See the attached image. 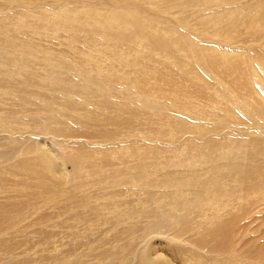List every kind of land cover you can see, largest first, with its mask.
<instances>
[{
    "label": "rangeland",
    "instance_id": "rangeland-1",
    "mask_svg": "<svg viewBox=\"0 0 264 264\" xmlns=\"http://www.w3.org/2000/svg\"><path fill=\"white\" fill-rule=\"evenodd\" d=\"M219 3L0 0V201L27 203L35 242L13 234L0 264H123L147 245L170 264H264L247 248L264 243V38H236L264 7ZM221 230L224 256L193 246Z\"/></svg>",
    "mask_w": 264,
    "mask_h": 264
},
{
    "label": "bare ground",
    "instance_id": "bare-ground-1",
    "mask_svg": "<svg viewBox=\"0 0 264 264\" xmlns=\"http://www.w3.org/2000/svg\"><path fill=\"white\" fill-rule=\"evenodd\" d=\"M221 1V3H222V6H224L225 8H227V9H232L233 10V13H235V11L234 10H236V9H238L239 11L240 10H242V11H248V12H251L252 10H254L256 7H258V6H262V7H264V0H218V2H220ZM28 3V2H27ZM221 3H219L220 5H221ZM9 4V3H8ZM222 6H219V7H221L222 8ZM171 7V6H170ZM217 7V6H216ZM223 7V8H224ZM4 8V7H3ZM167 8V7H166ZM165 8V9H166ZM173 8V7H172ZM184 8V7H183ZM191 8V7H190ZM206 8V7H205ZM205 8H204V11H205ZM210 7H208V9H209ZM171 9V8H170ZM177 9V8H176ZM189 9V8H188ZM207 9V8H206ZM217 9H219L218 7H217ZM258 9V8H257ZM182 11V10H181ZM229 13H230V11H229ZM259 13H261L260 12V10H259ZM221 14V13H220ZM228 14V13H227ZM240 14V13H239ZM243 14V13H242ZM197 15V14H196ZM261 15V14H260ZM202 16V15H201ZM240 16V15H239ZM245 16V15H244ZM252 16V15H251ZM250 16V17H251ZM259 16V14L257 15V17ZM196 17V16H195ZM231 16H229L228 18H227V20L230 18ZM232 17H233V14H232ZM168 18V17H167ZM245 18V17H244ZM233 19V18H232ZM231 19V20H232ZM250 19V18H249ZM249 19H248V21H249ZM253 19V18H252ZM251 19V20H252ZM189 20V19H188ZM230 20V19H229ZM235 20V19H234ZM248 21H245V22H248ZM185 22H187V21H185ZM256 21H254V23H255ZM260 22V21H259ZM238 23H240V22H238ZM219 24V23H218ZM241 24V23H240ZM250 24V23H249ZM249 24H247V25H249ZM215 25V24H214ZM226 25H227V23H226ZM229 25H230V22H229ZM242 25V24H241ZM217 26V25H216ZM237 26V25H236ZM235 26V27H236ZM246 26V25H245ZM245 26H244V28H245ZM252 26H253V24H252ZM257 26V25H256ZM174 27V26H173ZM222 27V26H221ZM168 28V27H167ZM171 28V27H170ZM175 28V27H174ZM223 28V27H222ZM225 28V27H224ZM229 28V27H228ZM227 28V29H228ZM231 28V27H230ZM247 28H250V27H248L247 26ZM254 28V27H253ZM259 28H261V26H258V29ZM236 29H237V27H236ZM235 29V30H236ZM252 29V28H251ZM262 30H260V31H255V30H257V28L254 30V32H247V33H240V34H238V37H236V38H264V23L262 24V28H261ZM215 30H216V28H215ZM218 30V29H217ZM222 30H224V29H222ZM238 30V29H237ZM239 30H240V28H239ZM3 32V31H2ZM242 32V31H241ZM244 32V31H243ZM225 33V32H224ZM224 33H223V35H224ZM237 33V32H236ZM236 33H235V35H236ZM24 34V33H23ZM197 34H199V33H197ZM222 35V34H221ZM220 35V36H221ZM186 36V35H185ZM202 36V35H201ZM203 37V36H202ZM215 37V36H214ZM25 38V37H24ZM219 39V38H218ZM218 39H217V41H218ZM221 39V38H220ZM246 40V41H245ZM245 40H243L244 41V43L246 44L247 42H249V39H245ZM257 40V39H256ZM259 40H261V39H259ZM222 42L221 43H223V37H222V40H221ZM235 41V40H234ZM204 42V41H203ZM225 42V41H224ZM260 42V41H259ZM259 42L256 44L257 46H259ZM262 42V41H261ZM220 43V42H219ZM238 43V42H237ZM264 43V42H263ZM226 44H228V45H230V43H226ZM225 44V45H226ZM231 44H232V42H231ZM234 44V43H233ZM232 44V45H233ZM239 46H241V45H244V44H242V43H240V44H238ZM254 45V44H253ZM262 45V44H261ZM212 46V45H211ZM224 46V45H223ZM227 46V45H226ZM225 46V47H226ZM210 47V46H209ZM215 47H217L216 45H215ZM221 47H222V44H221ZM228 47V46H227ZM235 47V46H234ZM233 47V48H234ZM256 47V46H255ZM211 48H213V47H211ZM231 48V47H230ZM232 48V49H233ZM243 48V47H242ZM236 49H238V48H236ZM249 49V48H248ZM223 50V49H222ZM221 50V51H222ZM241 50V49H240ZM261 49H259V48H257V49H255L254 51H253V53H254V55L256 56V57H258V56H260L259 54H261L259 51H260ZM216 51H217V49H216ZM220 51V52H221ZM237 52H239V51H237ZM247 52V51H246ZM244 53V52H243ZM242 54V53H241ZM251 54H252V52H251ZM251 56H253V54L251 55ZM262 56V55H261ZM261 59H257V61H258V63L259 62H262L263 61V59H262V57H260ZM255 59V58H254ZM251 63V62H250ZM262 63H264V62H262ZM249 64V63H248ZM247 66V65H246ZM205 68V67H204ZM237 68V67H236ZM207 69V68H206ZM234 70H235V68H233ZM238 69V68H237ZM241 69V68H240ZM240 69H238V70H240ZM238 70H236V71H238ZM229 72V71H228ZM236 73V72H235ZM216 74V73H215ZM241 74H242V71H241ZM258 75V74H257ZM260 76V75H259ZM204 77V76H203ZM217 77V76H216ZM238 77V76H237ZM234 78V77H233ZM239 78V77H238ZM74 84V83H73ZM260 84V83H259ZM264 91V90H263ZM262 96V95H261ZM125 112V111H124ZM117 121H118V123H117ZM117 121H116V119L115 120H113V122L116 124V125H118V126H123V127H125L124 125H121L120 123H123V124H126L127 126H126V131L127 130H132V127H133V125H136L137 124V122H135V120H134V118L132 117V115H130V116H127V117H125V119L123 120V119H117ZM263 122V121H262ZM254 124V123H253ZM232 126V125H231ZM258 127H259V125H258ZM232 128V127H231ZM255 130L256 129H258L257 127L256 128H254ZM241 130V129H240ZM249 130V129H248ZM244 131V130H243ZM113 132L114 131H112L111 133H109L108 134V136L107 135H103V134H98V135H93L95 138L97 137V138H102V139H105V140H108V139H111L112 138V135H113ZM116 132H118V131H116ZM234 132V131H233ZM34 133V132H33ZM244 133V132H243ZM35 134V133H34ZM239 134V133H238ZM264 134V133H263ZM114 136V135H113ZM252 136V135H251ZM240 137H242V136H240ZM251 138V137H250ZM5 139V138H4ZM54 139V138H53ZM246 139V138H245ZM3 140V139H2ZM250 140V139H249ZM254 140H255V138H254ZM24 141V140H23ZM53 141V140H52ZM255 142H256V140H255ZM254 142V143H255ZM3 143V142H2ZM5 143V142H4ZM16 144H17V142H16ZM22 144V143H21ZM24 145V144H23ZM23 147V146H22ZM25 147V146H24ZM23 147V148H24ZM6 148V147H5ZM6 151V150H5ZM3 152V151H2ZM42 154H44V155H46L47 154V152L46 151H44V150H42ZM36 155V154H35ZM9 156V155H8ZM6 157V156H5ZM11 157V156H10ZM13 158V157H12ZM49 158V157H48ZM6 160H10V159H6ZM12 160V159H11ZM17 161V160H16ZM48 161H49V159H48ZM15 162V161H14ZM235 162V161H234ZM1 163V162H0ZM7 163H8V161H7ZM52 163V162H51ZM1 164H3V163H1ZM0 164V165H1ZM9 164V163H8ZM11 164H13V163H11ZM4 165H6V164H4ZM238 166V165H237ZM10 167H12L11 165H10ZM106 167V166H105ZM238 175V174H237ZM27 182V181H26ZM69 189V188H68ZM71 189V188H70ZM64 190V189H63ZM70 192V191H69ZM72 192V191H71ZM42 193V192H41ZM21 195V194H20ZM73 195V194H72ZM23 196V195H22ZM76 197V196H75ZM24 201V200H23ZM31 201H33V200H31ZM25 202H27V201H25ZM31 204V203H30ZM257 205V204H256ZM259 206V205H258ZM27 208H28V205H27V203L25 204L24 202L23 203H21L20 204V202L19 203H13V201L11 202L10 200L8 201L7 200V198H5V200H3V201H0V253H3V255L5 256V257H8L9 255H11V252L13 251V250H15V249H17V248H19L20 246H21V244L20 243H18V242H16V241H14V239H13V237H12V235L13 234H20V233H22V232H24V243H23V249H24V252L30 247H28V245H29V243H31V246H34L33 244H35V242H28V243H26L25 241H27L26 240V234H27V229H28V227H31V224H28L29 222H27L26 221V219L28 218H30V216H25L26 215V210H27ZM32 208V207H31ZM33 209V208H32ZM29 210V209H28ZM37 210H39V208L37 209ZM36 210V211H37ZM32 211V210H31ZM30 211V212H31ZM35 212V211H34ZM34 212H32L31 214L32 215H34ZM41 213V212H40ZM44 213V212H43ZM41 214L40 215V217H36L37 216V214L35 213V220H36V218H39V220H41V219H45V218H47V216L45 217V214ZM30 214V213H29ZM30 214V215H31ZM23 215V217H24V219L22 220L20 217ZM167 215V214H166ZM170 215V214H169ZM262 215V216H261ZM184 216V215H183ZM22 217V218H23ZM33 217V216H32ZM157 217V216H156ZM180 217H181V215H180ZM167 218H168V216H167ZM254 218V220L255 221H260V220H262V223H260V224H262L261 226L262 227H264V212L263 213H259L257 216H255V217H253ZM21 219V220H20ZM159 219V218H158ZM39 220H36V222H38ZM25 221H26V223H25ZM157 221V220H156ZM169 221V220H168ZM184 221H186V220H184ZM32 222V221H31ZM30 222V223H31ZM253 220L250 218V220H248V223L246 224L247 225V227L249 228L248 230H252V228H254V225H253ZM35 223V222H34ZM34 223H33V225H34ZM163 223V222H162ZM160 224L161 226L163 225V224ZM171 224H174V223H171ZM187 224V223H186ZM189 224V223H188ZM225 224H230L232 227H233V222H230V223H224V225H222V226H219L218 227V229L220 230V229H225ZM230 225H228L229 227H230ZM256 225V224H255ZM156 226H157V224H156ZM164 226V225H163ZM165 226H166V224H165ZM217 226V225H216ZM158 227V226H157ZM167 227V226H166ZM165 227V228H166ZM257 227V226H256ZM155 229H156V227H155ZM158 229V228H157ZM156 229V230H157ZM161 229H162V227H161ZM167 229H168V227H167ZM145 230V229H144ZM150 230H152L151 228H150ZM150 230H148V234H149V231ZM164 230V229H163ZM142 231V230H141ZM161 231V230H160ZM2 232L3 233H5V234H7V235H9V237L8 238H4V237H2ZM13 232V233H12ZM173 232V231H172ZM180 232V231H179ZM37 233H38V235H37ZM145 233H147V231L145 232ZM144 233V234H145ZM152 233V231L150 232V234ZM174 233V232H173ZM47 234V231L46 230H44V231H41L40 229L39 230H36V232H35V235H37L38 237H40V238H43L45 235ZM171 234V233H170ZM186 234V233H185ZM49 235H51L50 233H49ZM151 235H154V234H151ZM163 235V234H162ZM165 235V234H164ZM173 235H175V234H173ZM189 235V234H188ZM148 236V235H147ZM170 236H172V235H170ZM146 237V236H145ZM148 238V237H147ZM158 238V237H157ZM180 238V237H179ZM155 239V238H154ZM160 239H162V238H160ZM151 240V239H150ZM153 240V239H152ZM35 241V240H34ZM157 241V240H156ZM161 240H159V242H160ZM163 241V243H164V240H162ZM166 241V240H165ZM255 240H253V239H251V240H249L246 244H247V248L248 247H250L251 249H253L255 252H257V254H259V253H262V252H264V243L263 244H260L257 240H256V243L254 242ZM147 242V241H146ZM233 241L232 240H230V239H227V237H226V235L225 234H223L222 233V230L221 231H219L218 233H212V232H208V234H205L203 237H201V238H199V239H197V240H195L194 242H193V246L194 247H196V248H201V249H203V250H205V252L206 253H209V254H212V253H214L215 254V256L217 257V256H220V255H225L228 251H229V248H230V246H231V243H232ZM249 242H251V243H249ZM26 243V244H25ZM146 244V243H145ZM158 244V243H157ZM162 245V244H161ZM249 245V246H248ZM158 246V245H157ZM188 246V245H187ZM191 246V245H190ZM159 247V246H158ZM116 248V247H115ZM22 249V250H23ZM125 250V249H124ZM128 250H130V249H128ZM134 253H128V255L129 256H127V258H125L124 260H123V264H125V263H127V264H170V262L165 258V257H162L161 256V254H160V251H158V250H156V249H151V247H150V245H147L146 247H138V250H134L133 251ZM22 253H23V251H22ZM25 255V254H24ZM36 255V254H35ZM208 255V254H207ZM221 257V256H220ZM226 257V256H225ZM14 260H11V262H13V264H23V260L21 259L19 262H16L17 260H15L16 258L15 257H12ZM113 258V257H112ZM214 259V258H213ZM222 259V258H221ZM224 259V258H223ZM10 260V259H9ZM199 260V259H198ZM213 261V260H212ZM220 261V260H219ZM10 262V261H9ZM195 262V261H194ZM214 262H215V260H214ZM213 263V262H212ZM219 263V262H218ZM120 264H121V262H120ZM215 264V263H214Z\"/></svg>",
    "mask_w": 264,
    "mask_h": 264
}]
</instances>
